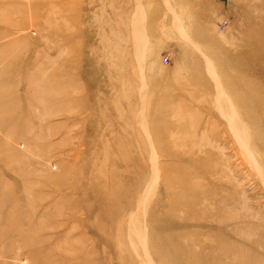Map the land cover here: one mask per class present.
<instances>
[{
    "label": "rangeland",
    "instance_id": "rangeland-1",
    "mask_svg": "<svg viewBox=\"0 0 264 264\" xmlns=\"http://www.w3.org/2000/svg\"><path fill=\"white\" fill-rule=\"evenodd\" d=\"M148 263L264 264V0H0V264Z\"/></svg>",
    "mask_w": 264,
    "mask_h": 264
},
{
    "label": "bare ground",
    "instance_id": "bare-ground-1",
    "mask_svg": "<svg viewBox=\"0 0 264 264\" xmlns=\"http://www.w3.org/2000/svg\"><path fill=\"white\" fill-rule=\"evenodd\" d=\"M143 28V27H142ZM143 31V30H142ZM139 33V32H138ZM137 33V34H138ZM143 34V33H142ZM139 36V35H138ZM142 38V37H141ZM142 39H144V37L142 38ZM141 39V43L143 42V40ZM139 40V39H138ZM144 41H145V39H144ZM136 43H137V41H136ZM138 43H139V41H138ZM137 43V44H138ZM137 46V45H136ZM145 47H146V44L143 42L142 44H138V49H139V51H140V54H141V56L144 54V50H145ZM137 56H139V54L137 55ZM141 59V58H140ZM142 60V59H141ZM141 69V68H140ZM234 111V110H233ZM231 112V111H230ZM232 113V112H231ZM235 118V117H234ZM236 119V118H235ZM234 120V119H233ZM232 122V121H231ZM237 126V125H236ZM238 126H240V125H238ZM237 130H238V128H237ZM240 132H242V129H240L239 130ZM156 154V153H155ZM156 156V155H155ZM157 161H156V158H155V160H154V162L152 163V164H154L153 166H154V179L156 180V178H158L159 179V176H160V172H159V169H158V167H157V163H156ZM158 181V180H157ZM155 184H156V181L154 182ZM149 188V190H150V188L151 187H148ZM149 192V191H148ZM147 191H146V193H148ZM147 197V195L145 194V197L144 198H146ZM142 209V208H141ZM134 223V219H132V224ZM136 225H133V233L135 232V234H136V236H138V235H140V231L138 230H136ZM138 229H140V227L138 228ZM134 230H136V231H134ZM144 231V230H143ZM132 232H131V234H132ZM145 232V231H144ZM130 234V237H132V235ZM134 235V234H133ZM141 235H142V233H141ZM138 238H140L141 239V247H145V244H146V236H143V237H140V236H138ZM133 239V238H132ZM133 244H135V243H133ZM142 248V249H143ZM146 248V247H145ZM147 250V249H146ZM147 252V251H146ZM145 258H146V260H150V257L148 258V254H146L145 253ZM151 262V261H150ZM152 263V262H151ZM151 263H148V264H151Z\"/></svg>",
    "mask_w": 264,
    "mask_h": 264
},
{
    "label": "crops",
    "instance_id": "crops-1",
    "mask_svg": "<svg viewBox=\"0 0 264 264\" xmlns=\"http://www.w3.org/2000/svg\"><path fill=\"white\" fill-rule=\"evenodd\" d=\"M164 58H166V57H164ZM208 65L209 66H211V64L208 62ZM208 65H207V67H208ZM211 69V68H210ZM150 133V132H149ZM150 135H151V137H152V139L154 140V138H153V134L152 133H150ZM154 143H156V147H157V142L156 141H154ZM158 149V151H160L161 153H163V151L160 149V148H157ZM165 153V152H164ZM148 246H149V244H148Z\"/></svg>",
    "mask_w": 264,
    "mask_h": 264
},
{
    "label": "built area",
    "instance_id": "built-area-1",
    "mask_svg": "<svg viewBox=\"0 0 264 264\" xmlns=\"http://www.w3.org/2000/svg\"><path fill=\"white\" fill-rule=\"evenodd\" d=\"M224 27H225V21H224L223 24H222V28H224ZM163 61H164V62H167V59L164 58Z\"/></svg>",
    "mask_w": 264,
    "mask_h": 264
}]
</instances>
